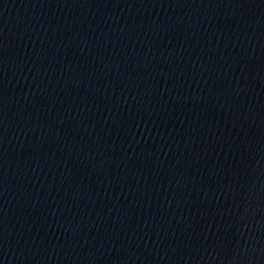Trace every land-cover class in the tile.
I'll list each match as a JSON object with an SVG mask.
<instances>
[{"label": "water", "instance_id": "obj_1", "mask_svg": "<svg viewBox=\"0 0 264 264\" xmlns=\"http://www.w3.org/2000/svg\"><path fill=\"white\" fill-rule=\"evenodd\" d=\"M264 131V0H0V264Z\"/></svg>", "mask_w": 264, "mask_h": 264}]
</instances>
